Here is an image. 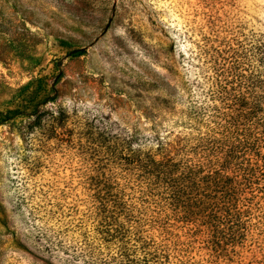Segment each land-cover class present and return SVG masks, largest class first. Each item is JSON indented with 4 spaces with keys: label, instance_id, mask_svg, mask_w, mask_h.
Instances as JSON below:
<instances>
[{
    "label": "rangeland",
    "instance_id": "obj_1",
    "mask_svg": "<svg viewBox=\"0 0 264 264\" xmlns=\"http://www.w3.org/2000/svg\"><path fill=\"white\" fill-rule=\"evenodd\" d=\"M253 36L264 39V0H0V264H130L98 232L89 193L93 179H134L117 125L181 130L206 98L205 52ZM50 109L71 119L32 124ZM102 117L111 138L78 135L75 120ZM222 248L186 256L264 264V244Z\"/></svg>",
    "mask_w": 264,
    "mask_h": 264
},
{
    "label": "trees",
    "instance_id": "obj_2",
    "mask_svg": "<svg viewBox=\"0 0 264 264\" xmlns=\"http://www.w3.org/2000/svg\"><path fill=\"white\" fill-rule=\"evenodd\" d=\"M205 54L206 98L190 104L181 130L142 134L117 125V161L134 179L89 183L98 232L130 264H197L186 256L194 244L216 257L223 244H264V39ZM70 119L50 109L32 124L61 129ZM103 119L104 128L77 119L75 129L101 143L112 133Z\"/></svg>",
    "mask_w": 264,
    "mask_h": 264
}]
</instances>
